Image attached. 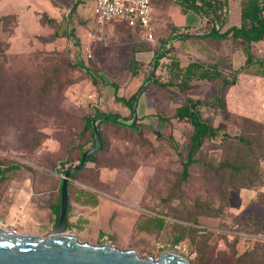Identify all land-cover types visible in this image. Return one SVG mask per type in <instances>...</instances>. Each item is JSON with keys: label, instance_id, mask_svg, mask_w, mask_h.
I'll return each mask as SVG.
<instances>
[{"label": "rangeland", "instance_id": "374dc122", "mask_svg": "<svg viewBox=\"0 0 264 264\" xmlns=\"http://www.w3.org/2000/svg\"><path fill=\"white\" fill-rule=\"evenodd\" d=\"M242 1L228 0L221 31L240 23ZM173 6L171 0L154 4L150 42L122 22L101 30L89 16L92 1L0 0V16L8 14L0 25L6 66L14 73L25 71L38 85L55 80L49 103L35 111L32 124L22 119L19 126L0 125V167L19 166L0 184L5 229L45 237L55 226L50 225V204L57 201L66 164L77 162L80 148L93 146L84 117L100 110L128 122L135 119L140 129L100 126L104 151L69 180L96 193L99 204L80 207L71 201L66 232L80 242L132 249L140 257L157 259L162 251L175 250L188 264H264V77L252 73L256 67L240 68L245 56L239 41L196 37L213 23L200 20L193 10L194 25L201 24L194 36L173 40ZM42 14L54 21H45ZM252 52L264 62V40L253 43ZM156 53L164 54L158 68ZM172 54L181 64L205 62L221 76L191 80L187 88L165 86L169 80L156 76L166 74L163 66ZM132 58L138 60L135 75L129 69ZM53 67L59 77L46 71ZM145 80L131 114L114 99L115 91L129 97ZM188 97L204 101L202 116L228 136L208 139L182 180L184 145L192 127L173 115ZM163 117H170L171 124ZM222 160L235 163L237 172L216 173L210 163ZM149 216L164 217L162 229L136 231V222Z\"/></svg>", "mask_w": 264, "mask_h": 264}, {"label": "trees", "instance_id": "16d2710c", "mask_svg": "<svg viewBox=\"0 0 264 264\" xmlns=\"http://www.w3.org/2000/svg\"><path fill=\"white\" fill-rule=\"evenodd\" d=\"M162 0H151L152 3V12L154 8V4L160 3ZM173 4L178 5L182 11H187L189 9L194 10L196 12H200L202 15L206 17L208 21H211L213 24L208 32L196 36L203 37L206 39L214 40V39H233L239 41L241 44V51L245 56L244 63L241 65V69L243 71H247L250 67H256L253 74H259L264 77V62L258 58H254L252 52V44L261 42L264 40V0H243L240 5V13L239 19L240 23L238 25H231L227 27L225 30L221 31L219 25H223L225 23V11L228 4V0H171ZM155 2V3H154ZM75 5L73 9H75ZM42 17L47 22H53L54 19L48 17L46 14H42ZM8 18L7 15L0 16V25L1 21ZM127 26V23L122 22ZM128 27V26H127ZM171 32L174 35L173 40H183L193 37V33L189 30L188 27H177L171 21ZM130 28V27H129ZM57 33L55 32L50 39H53ZM46 41V40H45ZM163 45V44H162ZM163 49V46H161ZM163 53H156L154 55V66L158 68L161 66L160 59L163 57ZM173 54L169 58L171 62L168 64H164L163 71L166 73L164 76L157 75L156 78L159 80H169L163 85L176 84L180 88H187L188 84L191 80H214L221 76V72L219 69L212 68L205 62L199 60H191L186 64H181L175 60ZM160 62V63H159ZM7 55L0 49V125H21L22 119L27 122H33V118L36 116L35 111L39 107L45 106V103H49V100L46 97L50 94L52 90V85H54V81L52 79H44L48 80L44 85H38L33 82V80H29V76L26 75L25 71L12 72L8 66ZM138 60L132 58L130 60L129 69L133 75L137 74ZM50 76L57 75L56 67L51 68L50 70H46ZM164 77V78H163ZM68 83L69 78H65ZM59 80V79H56ZM149 80V79H148ZM145 80L141 83L139 88L132 93L129 97L119 96L116 91L114 94V99L117 102H121L125 107H127L131 114L135 112V104L137 103L138 97L145 89V83L148 81ZM234 79L230 82V85L236 83ZM225 82V80H224ZM62 87V84L60 85ZM204 104L199 98L188 97L186 102L177 106L175 109L174 118L180 120H187L191 125V132L188 138L187 143L184 145V149L186 151V159L183 162L182 168V180H185L189 175V167L191 164L196 162V156L201 153V149L204 143L208 139L216 138L220 134L223 137H227L228 135L225 133H221L217 126H214L210 120L202 116L200 107ZM50 109V108H48ZM32 111L30 116L25 115V111ZM18 115L23 117L18 121ZM97 119V129L99 131L100 140L102 143V147L97 149L95 152L89 154L87 156V162L96 161L94 154L104 151L105 146L102 140V131L101 125H117L124 126L130 128L132 130L140 129L139 124L135 119L131 122H128L126 118H123L118 113L113 112H104L100 110H95L92 116L84 117V128L90 129L91 134V142L93 146L98 144L95 132H94V124L93 121ZM168 124H171L170 117H163ZM170 139L173 140L171 132L168 133ZM238 140L245 141L242 137H238ZM39 139H34V145L39 143ZM89 148V147H88ZM86 148V149H88ZM80 148L79 150V158H77V162L72 164H66L64 173L69 170L71 167H74L79 164L82 153L86 150ZM86 162V163H87ZM64 163V162H63ZM213 166V169L216 173H235L237 172V166L235 163L222 160L218 165ZM85 167L79 168L74 171L70 178H74L79 172L85 170ZM19 166L17 164H11L8 166L0 167V184L10 178L9 173L11 170L17 169ZM213 170L207 169L206 172H211ZM230 184V183H229ZM61 185V184H60ZM59 194L57 197V201L50 205L51 211L54 214V225L58 222L59 209H60V187ZM67 192H68V206H67V214L70 211V203L73 201L74 203L81 206H89L95 207L98 205V195L90 190H87L83 187L73 186L71 182L67 183ZM165 224L164 217L159 216H149L139 222H136L134 228L138 232H146L150 233L152 231L161 230ZM70 226L67 222L66 227Z\"/></svg>", "mask_w": 264, "mask_h": 264}, {"label": "water", "instance_id": "95a60500", "mask_svg": "<svg viewBox=\"0 0 264 264\" xmlns=\"http://www.w3.org/2000/svg\"><path fill=\"white\" fill-rule=\"evenodd\" d=\"M93 124L98 144L86 149L79 164L61 177L57 224L45 237L0 228V264H188L175 250H164L157 259L140 257L132 249H119L110 242L101 245L80 242L74 234L66 232L70 175L86 165L89 154L102 147L96 120Z\"/></svg>", "mask_w": 264, "mask_h": 264}, {"label": "built area", "instance_id": "2783aa9c", "mask_svg": "<svg viewBox=\"0 0 264 264\" xmlns=\"http://www.w3.org/2000/svg\"><path fill=\"white\" fill-rule=\"evenodd\" d=\"M93 2L91 16L102 30L108 23H127L131 29L140 30L146 41H154L151 0H86ZM0 220V228H4ZM8 230H13L10 228Z\"/></svg>", "mask_w": 264, "mask_h": 264}, {"label": "crops", "instance_id": "0c3cea01", "mask_svg": "<svg viewBox=\"0 0 264 264\" xmlns=\"http://www.w3.org/2000/svg\"><path fill=\"white\" fill-rule=\"evenodd\" d=\"M190 11H192L191 9L187 10V11H182L180 9V7L178 5H175L172 7V10H171V21L172 23L177 26V27H180V28H183V27H188L189 30H191L192 32H194L196 29H198V27L201 25H198V26H195V18H194V14H192ZM194 11V10H193ZM91 12V11H90ZM196 12V11H194ZM197 14H199L200 16V20H203L204 18H206L204 15H202L200 12H196ZM89 16L92 18V16L90 15L89 13ZM93 19V18H92ZM94 21V19H93ZM202 23V22H201ZM10 179V178H9ZM61 184V183H60ZM60 187V185H59ZM31 195V194H30ZM31 199V198H30ZM55 203L52 202L51 204ZM74 203V202H73ZM50 204V205H51ZM75 205L77 206H80V207H89V206H81V205H78L76 203H74ZM98 204H99V201H98ZM97 206V205H96ZM95 206V207H96ZM54 215V214H53ZM2 221V220H1ZM3 222V221H2ZM52 224H54V221H52L50 223V225L52 226ZM71 225V224H70ZM50 228V226H49Z\"/></svg>", "mask_w": 264, "mask_h": 264}]
</instances>
